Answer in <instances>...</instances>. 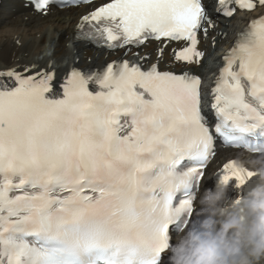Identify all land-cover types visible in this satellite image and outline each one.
<instances>
[{"label":"snow or ice","instance_id":"obj_1","mask_svg":"<svg viewBox=\"0 0 264 264\" xmlns=\"http://www.w3.org/2000/svg\"><path fill=\"white\" fill-rule=\"evenodd\" d=\"M32 2L46 13L56 0ZM256 7L217 0L214 11L230 18ZM76 27V39L108 49L156 41L157 62L72 68L62 92L34 64L0 71V264H164L170 226L182 216L180 232L194 219L188 190L214 141L264 151V15L223 55L209 93L214 127L202 114L201 78L158 66L171 42L183 44L172 48L175 62L200 64L198 32L216 28L203 0H106ZM217 174L237 187L254 175L235 159Z\"/></svg>","mask_w":264,"mask_h":264},{"label":"clouds","instance_id":"obj_2","mask_svg":"<svg viewBox=\"0 0 264 264\" xmlns=\"http://www.w3.org/2000/svg\"><path fill=\"white\" fill-rule=\"evenodd\" d=\"M235 166L254 173L257 185L223 208L225 184L198 195L195 218L167 249L168 264H264V151L235 159Z\"/></svg>","mask_w":264,"mask_h":264},{"label":"bare ground","instance_id":"obj_3","mask_svg":"<svg viewBox=\"0 0 264 264\" xmlns=\"http://www.w3.org/2000/svg\"><path fill=\"white\" fill-rule=\"evenodd\" d=\"M3 3V9L8 7V10L3 11L4 15L0 17V70L16 68L23 72L25 66L34 64L37 66L34 71L45 70L63 75L72 68L95 71L104 61L110 60H104V53L74 41L72 48L67 46L71 45L70 40L77 30L80 17L86 12L82 7L68 11L51 7L46 13L38 15L29 14L28 9L13 0H4ZM238 19L242 22L240 16ZM237 26L240 29L242 24ZM223 27L229 31L227 26ZM147 54L149 58L145 61L149 64L157 62V51L153 50L152 45L144 48L136 59ZM169 58L166 48L159 66L163 67L170 61ZM186 68L198 72L197 67Z\"/></svg>","mask_w":264,"mask_h":264},{"label":"rangeland","instance_id":"obj_4","mask_svg":"<svg viewBox=\"0 0 264 264\" xmlns=\"http://www.w3.org/2000/svg\"><path fill=\"white\" fill-rule=\"evenodd\" d=\"M6 7V6H5ZM3 10H1V12H2ZM2 15H3V12H2ZM236 22V20H233L232 22H230V24H234ZM213 53H211L210 54V56L212 55ZM24 55H27V53H25ZM210 56H208L207 57V59H206V63H207V65H208V63H211L212 62V60L210 59Z\"/></svg>","mask_w":264,"mask_h":264}]
</instances>
